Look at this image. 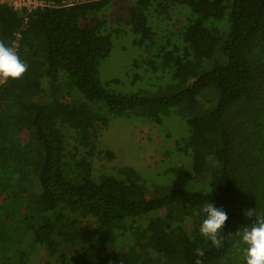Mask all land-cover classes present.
Here are the masks:
<instances>
[{
	"label": "trees",
	"instance_id": "trees-1",
	"mask_svg": "<svg viewBox=\"0 0 264 264\" xmlns=\"http://www.w3.org/2000/svg\"><path fill=\"white\" fill-rule=\"evenodd\" d=\"M54 1L0 5V39L20 33L28 65L0 87V264H31L39 249L56 264L67 253L72 264H194L189 247L204 264H243L232 239L217 249L199 226L206 201L226 211V236L255 221L246 209H264V0H121L114 25L118 0ZM122 35L138 52L126 77L140 95L101 77ZM131 119L163 128L167 154L190 167L165 169L158 180L176 176L165 185L129 165L97 173V158L115 157L100 149L112 120ZM112 232L131 240L105 261Z\"/></svg>",
	"mask_w": 264,
	"mask_h": 264
},
{
	"label": "rangeland",
	"instance_id": "rangeland-1",
	"mask_svg": "<svg viewBox=\"0 0 264 264\" xmlns=\"http://www.w3.org/2000/svg\"><path fill=\"white\" fill-rule=\"evenodd\" d=\"M127 4L121 0L112 7L109 12L111 24L116 23L118 17H124ZM130 35H122L114 40V50L112 54L104 59L101 67V77L103 80L116 78L117 84H112V88L126 94L140 95L142 94V85L140 83L133 84L132 80L127 79L126 74L129 71L132 61L137 57V51H134L129 43ZM159 94L167 95V91L160 90ZM173 129V128H172ZM176 133H178L175 127ZM163 128L146 120H112L110 128L104 133V137L100 140V149L107 151L108 149L114 153L113 160L106 158H97L94 163L96 172H113L116 167L125 165L135 168L143 177L156 179L159 184H166L167 179L175 178L173 172H169L163 179H159V174H163L165 169L173 167L182 172V168L190 167V162H186L183 156L179 158L170 157L167 154L174 149L175 140L166 141ZM103 156V155H102ZM193 170L198 172L201 170V163H192ZM184 165V166H183ZM192 166V165H191ZM183 183L187 184V179L180 177ZM156 194H158L156 192ZM138 222V220H137ZM141 224L146 223V219L140 220ZM131 235L124 232L107 233L105 235L107 247L105 249L104 260L110 256L119 257L120 253L128 246ZM184 242L186 237L183 236ZM189 256H195V250L189 247ZM61 259V258H58ZM58 260H49L45 250H37L32 256L31 264H56Z\"/></svg>",
	"mask_w": 264,
	"mask_h": 264
},
{
	"label": "clouds",
	"instance_id": "clouds-1",
	"mask_svg": "<svg viewBox=\"0 0 264 264\" xmlns=\"http://www.w3.org/2000/svg\"><path fill=\"white\" fill-rule=\"evenodd\" d=\"M28 70V65L20 59L14 46H9L0 39V78L19 79ZM205 218L199 226V233L217 248L224 247L226 238L233 240V246L241 255L243 264H264V209H246V219L255 217L250 225H242L234 234L225 235L224 226L228 215L223 208H217L213 203L206 201L202 205ZM198 257L194 264H204L202 259L205 250L201 247L195 249ZM67 264H72L71 254L67 253Z\"/></svg>",
	"mask_w": 264,
	"mask_h": 264
},
{
	"label": "built area",
	"instance_id": "built-area-1",
	"mask_svg": "<svg viewBox=\"0 0 264 264\" xmlns=\"http://www.w3.org/2000/svg\"><path fill=\"white\" fill-rule=\"evenodd\" d=\"M89 0H64L61 3V6H72L74 4H80L87 2ZM0 5H4L12 8L15 11H27L28 13L44 8L56 7L57 4L54 0H0ZM28 16H25V22L27 23ZM26 26V25H25ZM25 26L23 29H25ZM16 40L13 42L12 46L15 47L16 52L19 47V39L21 37L20 33L15 34ZM7 81V79L0 78V87Z\"/></svg>",
	"mask_w": 264,
	"mask_h": 264
}]
</instances>
